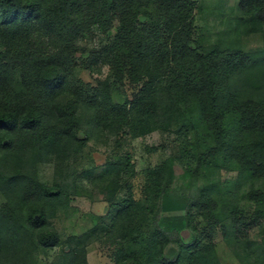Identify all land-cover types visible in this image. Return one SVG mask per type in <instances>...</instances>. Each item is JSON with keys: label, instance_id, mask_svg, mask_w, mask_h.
<instances>
[{"label": "trees", "instance_id": "trees-1", "mask_svg": "<svg viewBox=\"0 0 264 264\" xmlns=\"http://www.w3.org/2000/svg\"><path fill=\"white\" fill-rule=\"evenodd\" d=\"M198 7L195 0H0V141L7 139L2 147L53 149L80 129L79 109L90 110L106 128H127L133 137L178 121L186 124L195 116L206 140L200 163L229 159L243 175L264 177V49L193 47ZM239 8L245 16L239 18L243 33H260L264 39V0H240ZM93 27L115 33L90 52L89 63L106 64L110 71L90 86L75 79L74 70L78 38ZM115 85L117 92L121 89L119 101L114 100ZM229 117L247 133V141L226 140ZM174 172L170 160L147 169V194L160 200ZM12 179L21 184L22 201H40L26 217L37 247L58 245L42 202L59 196L34 176L18 172ZM114 188L112 182L109 189ZM258 199L264 203V193ZM122 203L114 221L121 228L114 264H139L131 241L144 243L151 264H218L213 244L200 241L168 259L163 228L154 225L142 241L146 213H153L155 202L142 204L130 195ZM193 205L207 210L214 225L227 214L242 217L234 207L221 213L200 191ZM2 214L16 216L8 206ZM263 216L256 210L250 217Z\"/></svg>", "mask_w": 264, "mask_h": 264}, {"label": "rangeland", "instance_id": "rangeland-1", "mask_svg": "<svg viewBox=\"0 0 264 264\" xmlns=\"http://www.w3.org/2000/svg\"><path fill=\"white\" fill-rule=\"evenodd\" d=\"M195 1L199 7L194 16L193 47L264 49L260 33H243L240 0ZM114 33L115 29L106 33L93 27L78 38L75 79L91 86L109 76L106 64L88 60L90 52L109 43ZM117 88L112 92L119 101L122 94ZM78 112L80 129L53 149L33 147L19 152L2 147L7 139L0 141V264H114L121 242V228L114 221L122 201L130 195L142 204L155 202L153 213H146L149 218L142 228V241L154 225L163 228L169 237L163 250L168 259L175 260L181 247L200 241L213 244L218 264H264V216L250 217L256 210L264 211L258 199L264 193V177L243 175L229 159L200 163L206 142L200 118L133 137L125 127L98 124L90 110ZM225 128L226 140L232 143L249 139L231 117L225 119ZM165 160L172 162L175 175L156 200L147 194L150 182L145 171ZM18 172L34 176L59 196L42 202L47 227L58 233V245L37 247L26 217L40 201L21 200V184L12 179ZM112 182L114 191L109 189ZM198 191L211 198L221 213L234 207L242 217L227 214L225 220L212 224L207 210L192 206ZM7 206L16 213L12 219L2 214ZM129 244L139 264H151L144 243Z\"/></svg>", "mask_w": 264, "mask_h": 264}]
</instances>
